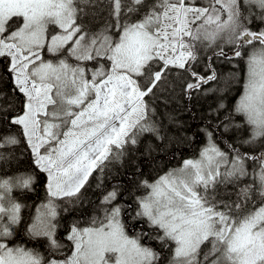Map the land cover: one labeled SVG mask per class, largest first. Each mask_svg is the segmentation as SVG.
<instances>
[{"label": "snow or ice", "instance_id": "snow-or-ice-1", "mask_svg": "<svg viewBox=\"0 0 264 264\" xmlns=\"http://www.w3.org/2000/svg\"><path fill=\"white\" fill-rule=\"evenodd\" d=\"M234 60L239 95L222 135L247 137L222 148L207 132L198 158L141 181L147 194L134 208L114 186L102 216L67 225L64 255L61 202L79 200L93 172L122 164L145 134L167 138L146 98L172 88V76L189 99L222 91L205 86L220 79L214 63ZM4 79L12 95L0 90V264H162L150 240L169 249L168 264H264V0H0ZM22 144L32 170L8 175ZM40 174L46 200L21 229L16 193ZM129 220L146 227L130 236ZM21 231L44 238L48 255L18 243Z\"/></svg>", "mask_w": 264, "mask_h": 264}, {"label": "trees", "instance_id": "trees-1", "mask_svg": "<svg viewBox=\"0 0 264 264\" xmlns=\"http://www.w3.org/2000/svg\"><path fill=\"white\" fill-rule=\"evenodd\" d=\"M208 54L211 55L210 52ZM234 64H238V61L234 60L232 64L222 61L214 63L220 79L205 87H214L222 91L208 94H204L202 91L193 92L192 98L189 99L183 91V79L172 76L169 77L173 81L172 88L162 93L157 91L154 98H146L149 105L156 109L155 119L163 122L162 134H165L167 138L161 142L154 136L145 134L138 145L129 147L128 157L122 164L108 165L103 174L98 170L94 171L85 187L81 189L79 200L61 202L62 208H67L68 211H61L60 227L57 232L66 238V227L73 221L85 225L94 216L102 215L103 193L114 186H119L123 193L118 202L125 203L126 206L131 205L134 208L135 198L147 191L141 186V181L151 182L169 168L182 163L184 159L197 155L207 139V132L213 133V138L222 148L225 142L231 143L233 138L237 141L240 138H246L247 133L242 129L230 130L227 135H222L224 132L222 122H226L225 117L232 110L239 95V85L231 83L229 80V73L233 71ZM239 67H243V65L240 64ZM11 87V82L8 79L0 80V90L12 95ZM221 102L228 111L223 109L216 111ZM234 122L242 123L238 115L234 117ZM242 150H247V146ZM16 155L18 160L13 162L7 174L12 175L16 171H31L30 153L25 150L23 144L17 149ZM246 179L250 181L251 177ZM43 180L44 175L40 174L31 191L16 193L17 198L26 205L22 211L24 219L29 216V213L31 215L34 205L41 199ZM133 214L129 212V215ZM81 215L84 218H80ZM127 223L130 225L127 231L134 235L146 227L131 220ZM26 224L27 221L22 223L21 229ZM17 242L29 248L43 249L42 252L38 251L48 255L46 252L48 243L44 238L33 239L26 232L21 231ZM67 242L70 248L68 247L69 249L64 255L69 254L71 249V242L68 240ZM148 243L161 252L162 264H168L169 249L157 240H150Z\"/></svg>", "mask_w": 264, "mask_h": 264}, {"label": "rangeland", "instance_id": "rangeland-1", "mask_svg": "<svg viewBox=\"0 0 264 264\" xmlns=\"http://www.w3.org/2000/svg\"><path fill=\"white\" fill-rule=\"evenodd\" d=\"M237 99H238V97H237ZM236 99V100H237ZM208 142H209V138H208V136H207V139H206V141H205V143L201 146V148H200V150H199V152L197 153V155H195V156H193V157H190V158H198L199 157V153H200V151L208 144ZM190 158H187V159H190ZM185 160V159H184ZM183 162V161H182ZM182 165V163H180L179 165H177V166H174V167H171V168H169L168 170H166L165 172H163L161 175H164L166 172H168V171H170V170H172V169H176V168H179L180 166ZM161 175H159V176H161ZM159 176L157 177V178H159ZM157 178H155L154 180H156ZM153 180V181H154ZM152 182V181H151ZM34 186V185H33ZM112 189H107L104 193H103V196L106 194V192L107 191H111ZM147 194V191H146V193H143V194H141V195H139V196H144V195H146ZM41 196V199H39L38 201H37V203L34 205V207H33V211H32V213H31V215H30V213H29V216L25 219V221H27V223H31V217L32 216H34L35 215V213H36V208L41 204V203H43V202H45V200H46V180H45V177H44V180H43V185H42V189H41V194H40ZM103 196H102V199H101V201L103 200ZM138 196V197H139ZM26 215V214H25ZM24 215V216H25ZM102 215H103V213H102ZM102 215H100V216H102ZM94 217H99V215H96V216H94ZM88 224H85V225H81L82 227H84V226H87ZM128 234L130 235V236H134V234H132V233H129L128 232ZM66 237H67V234H66ZM66 239V238H65ZM29 248V247H28ZM34 249H36V248H34ZM36 250H41V252H42V250L43 249H36ZM71 254V249H70V251H69V254H66V255H70Z\"/></svg>", "mask_w": 264, "mask_h": 264}, {"label": "flooded vegetation", "instance_id": "flooded-vegetation-1", "mask_svg": "<svg viewBox=\"0 0 264 264\" xmlns=\"http://www.w3.org/2000/svg\"><path fill=\"white\" fill-rule=\"evenodd\" d=\"M80 218H84V216H80ZM57 239L59 240V242L62 244V245H65V247L61 250V252L63 253V254H65L66 253V250L67 249H69L70 247H69V243L67 242V240L65 239V237L61 234V233H59V232H57ZM69 247V248H68ZM46 252H48V250H46ZM59 255V254H58Z\"/></svg>", "mask_w": 264, "mask_h": 264}]
</instances>
